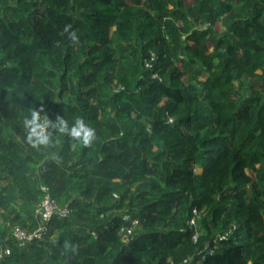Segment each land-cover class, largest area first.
I'll use <instances>...</instances> for the list:
<instances>
[{"label": "trees", "instance_id": "trees-1", "mask_svg": "<svg viewBox=\"0 0 264 264\" xmlns=\"http://www.w3.org/2000/svg\"><path fill=\"white\" fill-rule=\"evenodd\" d=\"M41 106L91 146H30ZM40 187L67 212L18 246ZM2 247L0 264H264V0H0Z\"/></svg>", "mask_w": 264, "mask_h": 264}, {"label": "clouds", "instance_id": "clouds-1", "mask_svg": "<svg viewBox=\"0 0 264 264\" xmlns=\"http://www.w3.org/2000/svg\"><path fill=\"white\" fill-rule=\"evenodd\" d=\"M64 31L68 34L72 44H79L77 31L72 29L70 24L65 26ZM42 113H45L43 106L32 111L31 117L24 121L26 141L37 150L54 146V133L70 137L74 141L73 147H76L77 144L89 147L96 138L95 130L89 127L82 118H76L70 126L69 122L61 115H56L53 120L46 113L42 116ZM76 248V245L65 241L64 249L66 252L71 251L74 253Z\"/></svg>", "mask_w": 264, "mask_h": 264}, {"label": "built area", "instance_id": "built-area-1", "mask_svg": "<svg viewBox=\"0 0 264 264\" xmlns=\"http://www.w3.org/2000/svg\"><path fill=\"white\" fill-rule=\"evenodd\" d=\"M153 55L150 54L149 61H152ZM145 68H150V62H146L144 64ZM152 78L156 77L155 74L151 75ZM40 189L44 192L43 197L35 206L34 211V220L35 227L30 231L23 230L17 226H13L11 228L10 234L13 238V241L18 246H24L26 243L30 241H38L43 237V233L46 230V222L51 218V216L56 215L59 217H63L66 214V209L56 206L54 201L48 196L46 193L45 187H40ZM191 217L188 219L187 224L189 227L193 229V233L191 235V240L194 242L199 230H197V219L198 214L193 209L191 211ZM136 225V220L130 222V225L126 228H120L118 230V234L121 236L122 241L126 242L128 235L131 234L133 227ZM223 236L218 237V240L222 239ZM212 250V249H211ZM8 255V248L2 247L0 249V261L1 259Z\"/></svg>", "mask_w": 264, "mask_h": 264}]
</instances>
